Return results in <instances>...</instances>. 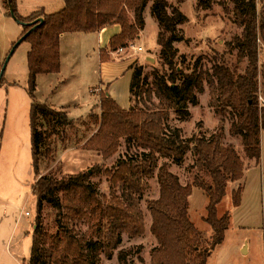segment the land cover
<instances>
[{"label":"trees","instance_id":"obj_1","mask_svg":"<svg viewBox=\"0 0 264 264\" xmlns=\"http://www.w3.org/2000/svg\"><path fill=\"white\" fill-rule=\"evenodd\" d=\"M229 1L233 7L232 22L240 29V34L225 44L228 53L234 52L235 63L229 66L222 54L211 57L206 67L200 57L190 64L185 56L178 55L174 48V43L182 41L178 26L186 23L187 18L166 0H64L63 8L56 13L37 11L27 17L17 13L16 0H3L18 22L26 24L43 19L23 40L30 45L26 55V92L31 100V169L38 177L30 186L36 199V216L26 264H100L102 256L111 258L121 244L122 234L129 237L142 234L139 204L147 189L146 180L154 176L155 170L159 196L148 202L152 218L150 233L156 240V246L150 250V264H206L214 248L223 242L228 214L218 218L217 206L225 195L227 182L242 179L241 160L231 144H223L222 127L208 138L200 132L184 139L181 129L171 127L168 120L170 114L179 121L189 120V109L198 105V97L206 86L209 107L217 115L230 117L229 133L240 138L245 158L259 164L264 107H259L257 102V77L261 68L264 79V65L259 67L258 40L264 42V19L259 23L256 0ZM149 2L150 17L158 28L155 41L161 66L149 71L143 65L133 66L129 100L134 103L127 110L99 92L100 113H89L97 128L82 144L83 149L107 159L122 142L124 158L118 159L109 170L95 166L60 178L51 173L38 175L39 155L51 162L54 138L74 124L63 110L39 103L34 96L38 74L60 71V35L95 33L118 25L119 33L107 45L109 52H115L138 39L144 29L143 13ZM214 2L199 0L197 6L208 10ZM7 16L10 17L9 13ZM31 27L21 25L17 40ZM104 55L105 51H100L101 60L106 59ZM243 63L245 67L240 72L239 65ZM188 152L209 177V182L194 181L208 199L204 221L212 236L205 247L188 218L190 186L180 184L178 177L169 171L168 162L157 167L158 156L181 165ZM101 172L109 185V196L102 200L91 181ZM241 193V185L232 191L233 207L240 205ZM44 207L55 212L51 231L41 225ZM125 258L122 252L118 253L120 262Z\"/></svg>","mask_w":264,"mask_h":264},{"label":"rangeland","instance_id":"obj_2","mask_svg":"<svg viewBox=\"0 0 264 264\" xmlns=\"http://www.w3.org/2000/svg\"><path fill=\"white\" fill-rule=\"evenodd\" d=\"M166 1L187 18L186 23L178 26L182 36V41L174 43L178 55L185 56L190 64L200 57L201 63L206 67L209 66L211 57L222 54L224 61L229 66L235 63L234 52L228 53L225 45L233 36L240 34V29L232 22L233 7L229 0H215L208 10H203L197 6L199 0ZM62 4L63 0H16L17 13L22 17H27L37 11L53 14L60 10L59 7ZM0 5L1 67L20 35L21 25L7 16L9 12L3 0H0ZM149 5L150 2L144 10V13H147L146 28L143 37L137 42L138 45L142 46V51L136 52V54L141 53V56L136 58L135 54L130 52V56L136 58L135 64L146 66L148 71L161 66L159 47L155 41L158 28L156 22L150 17ZM256 7L259 23H261L264 19L262 0H256ZM78 41H82V38L75 37L74 42L76 44L69 43L66 51L68 69L73 66L69 60L75 56L73 49H75V54L77 52L75 58L76 73L68 72L65 77H58L57 81L55 79L50 81L47 76L36 78L34 96L39 103L50 105L54 96L58 97L64 87L67 90L64 93L67 96H64L66 100L70 99L74 93L73 90L77 89L79 93L77 99L81 100L85 88L82 90L79 69L83 68V65H87L82 60V54L90 49L92 40L89 38L82 43ZM29 49L30 45L27 41L21 42L14 49L0 81V204L6 206L5 213L8 222L9 219L15 220L24 212H28L29 215H23L20 220L22 224L30 223L36 216V199L31 194L30 186L38 178L31 169L29 131L31 100L26 92L28 80L26 55ZM258 52L260 67V65H264V42L260 38L258 40ZM95 54L88 55L86 63L91 61L96 65ZM244 67L245 63L239 65L240 72L243 71ZM261 74L262 69L258 68L257 94L260 93L264 98V79ZM50 90L53 91L52 94ZM208 100V91L205 86L204 92L198 97V105L189 109L191 114L189 120L179 121L173 114H170L168 120L171 127L181 129L184 139L191 138L200 132L208 138L222 127L223 144H231L234 147L244 168L241 180L227 182L225 195L217 206V217L221 218L227 213L228 222L223 242L214 248L207 258L206 264H264V157L261 165L256 167L252 160L245 158L240 138L229 133L230 117L227 114H215L209 107ZM152 101L156 102L154 98ZM132 103L134 102H130V106ZM91 112L99 114L98 105ZM96 128L97 126L89 119V115L78 119L72 127H66L59 137L54 138V159L47 163L44 155H39L38 175L51 173L60 178L89 171L95 166L100 167L102 171L112 169L118 159L124 158L125 151L122 142L116 153L107 159H102L96 152L82 148V144L95 132ZM163 162L169 163V171L178 177L180 184L189 185L191 188V194L188 197V218L200 233L202 246L205 247L212 236L209 225L204 221L208 199L203 191L194 185V181L197 179L209 182V177L204 168L195 163V157L191 152L186 154L181 165H175L170 160L158 156L157 167ZM155 175L156 170L154 176L146 180L147 189L142 194L139 204L143 216L142 234L135 237L122 234L121 244L113 252L112 257L102 256L100 264H150V250L156 246V240L150 233L152 218L148 210V202L156 200L159 196V187ZM91 181L96 185L100 199L108 198L109 185L106 176L101 172L92 177ZM238 185L242 186L241 204L235 208L232 205V191ZM54 214L55 212L50 208H43L41 225L44 230L51 231V221ZM23 243H27L28 250L30 234L23 240ZM244 246L245 253H243ZM24 252V258H28V251L25 250ZM119 252L126 255L125 261H119ZM9 253L13 254L10 249Z\"/></svg>","mask_w":264,"mask_h":264},{"label":"crops","instance_id":"obj_3","mask_svg":"<svg viewBox=\"0 0 264 264\" xmlns=\"http://www.w3.org/2000/svg\"><path fill=\"white\" fill-rule=\"evenodd\" d=\"M63 5H64V0L62 6L59 7L60 10L63 8ZM146 14L147 13H143V18L145 22L144 29L140 32L138 39H136L133 43H130L135 47H139L141 49L142 46L138 45L137 42L140 41L141 38L143 37V33L146 28ZM119 31H120V27L118 25H111L95 33H64L60 35L59 38L60 71L57 74H48V75L38 74L36 76V78L39 76H47V78H49L50 81L54 79L57 81L58 77H65L66 73L68 72H70L71 74L76 73L77 67L75 66L76 64L75 58L77 52L75 54V49H73L75 56L72 58V60L69 58L70 64L72 62L73 66L70 67L69 69L66 66L68 62L66 58L67 57L66 51L68 49V44L71 43L72 45H75L76 44V42H74L75 37L82 38V41H78L80 43L84 42L86 39L91 38L92 46L90 47L89 50L83 52L82 54V60L87 65H83V68L79 69L80 70L79 78L82 81L81 84L82 90L85 88L84 89L85 92L82 95L81 100L77 99V96L79 94L78 89L73 90L74 93L72 94L71 98L66 100L64 98L66 94L64 93L67 90L64 87L62 92H60V95L58 97L55 95L53 101L50 102L51 103L50 105L53 106L54 108L63 110L66 113L68 119L71 120L73 123L77 122L78 119L84 118L85 116L89 115V113L96 107V105H98L99 92H104L106 95H108L116 103V105L122 110H127L130 107L129 85L133 72V66L135 65L136 58L140 57L141 53L138 54H136V52L133 53L136 56L135 58L133 56H130L131 54L130 52H127L126 54L109 52L107 46L109 39L112 36L118 34ZM102 50L105 51L104 56L106 57V59L104 60L100 59V51ZM93 54H95L97 58L96 65H94L91 61L86 63L87 56ZM74 60L75 62H73ZM52 92L53 91L50 90L51 94ZM260 150H261V154H260V161L258 166L261 165V162L264 157L263 132L260 134ZM254 166L256 167L257 165L254 164ZM5 207H6L5 205L0 204V264H26L28 258H24L25 255L24 251L25 250L28 251V257H29L35 216L33 217L32 221L28 224H22L20 222L24 214L19 216L15 220L9 219L8 222V217L6 216L5 213L6 211ZM27 229L30 230L28 231ZM18 230H20V232H18ZM29 234H30V244H29V249L27 250V243H23V240H25L26 237L29 236ZM9 249L11 250V252H13L14 255L9 253ZM243 250H244L243 253H245L246 252L245 246L243 247Z\"/></svg>","mask_w":264,"mask_h":264},{"label":"water","instance_id":"obj_4","mask_svg":"<svg viewBox=\"0 0 264 264\" xmlns=\"http://www.w3.org/2000/svg\"><path fill=\"white\" fill-rule=\"evenodd\" d=\"M8 1V0H7ZM8 12H9V15H10V17L14 20V21H16L18 24H20V25H30V26H32L31 27V29L28 31V32H26L22 37H20L15 43H14V45H13V47L11 48V50H10V53L7 55V57L5 58V60H4V62L2 63V66L0 67V81H1V78H2V76H3V74H4V71H5V67H6V64H7V62H8V60H9V58H10V56L12 55V53H13V51H14V49L26 38V36L31 32V31H33L37 26H39L41 23H42V21H43V19L42 18H39V19H36L35 21H32V22H30V23H21V22H18L16 19H15V17H14V15H13V12H12V9L11 8H9L8 9Z\"/></svg>","mask_w":264,"mask_h":264},{"label":"built area","instance_id":"obj_5","mask_svg":"<svg viewBox=\"0 0 264 264\" xmlns=\"http://www.w3.org/2000/svg\"><path fill=\"white\" fill-rule=\"evenodd\" d=\"M141 50H142L141 48L135 47L134 45L129 43L127 46L121 47L117 49V51L115 52L116 53H127V52L135 53V52H140ZM257 102H258L259 107H264V98L261 96L260 93L257 94ZM24 215L28 216L29 214L28 212H24Z\"/></svg>","mask_w":264,"mask_h":264}]
</instances>
